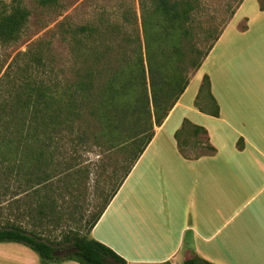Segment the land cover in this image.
Here are the masks:
<instances>
[{"label":"trees","instance_id":"obj_1","mask_svg":"<svg viewBox=\"0 0 264 264\" xmlns=\"http://www.w3.org/2000/svg\"><path fill=\"white\" fill-rule=\"evenodd\" d=\"M152 1L155 8L143 19L142 33L137 30L128 40L110 34L106 43H97L101 51L96 46L85 49L78 66L57 68L41 40L18 52L1 74L0 189L14 180L19 189L30 190L35 205L29 209L28 227L20 221L0 225V242L27 245L44 264L67 260L133 264L92 237V229L153 140L156 127L162 125L186 90L190 81L187 72L201 67L221 32L209 34L214 42L202 50L196 25L192 24L198 0ZM156 14L160 19L154 24L151 19ZM29 16L30 10L22 0H11L8 6L0 0V41L18 40ZM88 31L93 33L88 26L69 32L73 38L69 42L71 53L79 50L73 42L80 39V32L88 35ZM203 94L212 100V115L218 116L219 106L208 75L204 76L196 105L200 106ZM200 134L207 136L203 126L187 119L183 122L175 133L182 153L189 146V136ZM206 144L205 152L213 153L215 148ZM93 151L110 160L100 156L95 162L98 167L112 169L105 186L98 189V195H104L99 209L83 219L76 216L90 165L84 164L83 156ZM58 174L63 178L56 184L53 179ZM56 194L63 198L64 207L69 209L65 211L73 215L77 226L60 240L45 233L61 221ZM61 248L77 251L57 256ZM183 264L214 263L192 253Z\"/></svg>","mask_w":264,"mask_h":264},{"label":"crops","instance_id":"obj_2","mask_svg":"<svg viewBox=\"0 0 264 264\" xmlns=\"http://www.w3.org/2000/svg\"><path fill=\"white\" fill-rule=\"evenodd\" d=\"M256 43L253 40L251 45ZM255 61L258 68L249 71L247 88L236 86L228 67L220 68L218 92L211 83L218 116L212 115L209 98L201 102L202 110L196 105L205 75L193 90V99L184 101L193 83V76L190 78L186 90L162 125L156 127L153 140L92 229V237L133 264H183L192 253L214 264H226L225 253L231 256L233 263L229 264H264V180H255V172L264 175V153L242 129L249 125L264 127V55ZM240 88L247 91V103L236 96L242 93ZM188 111L205 119L215 118L217 122L211 120V124L220 131V138L224 136L226 141L222 142L229 145L231 141L227 152L245 153L253 157L256 165L201 163L203 156L214 155L216 149L187 157L178 148L175 136L186 119L205 125L200 126L209 137L213 134L209 125L194 121ZM202 145L200 149L206 151L207 144ZM251 148L261 158H256ZM224 173L232 177L225 179ZM237 174L247 175L236 179ZM226 211L243 216L233 230L216 239L222 227H218L219 220ZM214 240L218 242L213 243ZM0 264L44 263L34 257L27 245L0 242ZM50 264L80 263L67 260Z\"/></svg>","mask_w":264,"mask_h":264},{"label":"rangeland","instance_id":"obj_3","mask_svg":"<svg viewBox=\"0 0 264 264\" xmlns=\"http://www.w3.org/2000/svg\"><path fill=\"white\" fill-rule=\"evenodd\" d=\"M4 1L7 6L11 2V0ZM22 2L30 10V16L18 40L9 43L0 41V76L18 52L25 51L35 42L41 40L48 46V53L54 59L57 68L69 69L73 64L78 66L81 63V57L85 56V49L96 46L101 51L102 48L97 43H106L110 34H114L119 40H123V38L128 40L137 34V30L142 33L143 19L148 17L155 8L152 0H57L46 5H41L39 0H22ZM159 19L160 17L156 14L151 21L155 20L153 22L155 24ZM192 24L196 25L200 42L198 45L202 50L214 42V37H209V34L218 35L221 32L213 48L204 58L201 67L197 70L189 69L187 72L189 79L193 76V83L190 91L185 94L184 101L188 102L193 99V90L204 75L209 76L214 90L217 91L220 68L228 67L235 77L236 86L247 88L249 71L258 68L255 59L264 55V0H198L197 8L192 13ZM83 26H88L89 29L93 30V33L88 31V35H82L80 32V39L75 41L78 44L73 42L79 47V50H74V53H71L69 42L73 41V38L69 32L73 28ZM253 40L258 42L254 46L251 45ZM240 90L242 93L237 94V98H241L247 103V91L241 88ZM206 98L208 96L203 94L200 101ZM177 114L178 111L175 116ZM188 116L194 121L209 125L213 129L211 137H209L208 131L207 136L209 143L215 147L216 152L214 155L203 156L201 163L211 166L256 165L252 160L253 157L245 155V153L236 151L237 153L229 154L227 152L231 141L229 145L222 142L226 141L225 138H222L224 136L220 138V131L214 129L215 125L211 124V120L217 122L215 118L205 119L194 114L193 111H188ZM239 127L241 128V126ZM242 129L249 135L251 142L255 143L264 153V127L249 125V128L245 126ZM205 138L201 134L196 137L190 135L188 138L189 146L185 149V154L195 157L205 152L204 149H200V146H203L201 144L206 143ZM230 140L233 142V138ZM251 150L256 158H261L258 151L254 148ZM100 156L104 158L105 154H98L97 151H93L85 152L83 156L84 164H90L86 178L82 183L83 192L77 200L79 207L76 208V216H82L83 219L96 212L104 200V195H98V189L105 186L112 168L107 167L105 170L104 166L98 167L95 162H99ZM106 161H110L109 158ZM234 171L235 173L238 172V170ZM244 175L247 174H237L236 179L239 176H241L239 179H243ZM255 175V180H264L263 174L255 172ZM62 176L58 174L53 182L59 183V179L63 178ZM231 177V174L224 173L225 179ZM55 202L58 208L57 214L59 212L61 221L58 226L50 227L45 233L52 239L60 240L64 238L65 232L77 226L74 223L75 219L72 218L73 215H70L69 211H65L69 209L64 207L63 198L56 194ZM34 205L35 202L30 197V190L19 189L17 183L12 180L6 189H0V225L4 226L9 222L20 221L23 226L28 227L31 225L29 209ZM241 216L243 213L240 216L239 214L234 216L233 211H226L219 220L218 227H222L216 239H221L225 232L233 230L239 223ZM217 242L218 240L213 241V243ZM67 250V248H61L58 252L63 253ZM33 254L35 258L40 260L36 252L33 251ZM224 261L226 264L233 263L231 256L226 253L224 254Z\"/></svg>","mask_w":264,"mask_h":264},{"label":"water","instance_id":"obj_4","mask_svg":"<svg viewBox=\"0 0 264 264\" xmlns=\"http://www.w3.org/2000/svg\"><path fill=\"white\" fill-rule=\"evenodd\" d=\"M77 251V249H74V248H72V249H68L67 251H65V252H56V255L57 256H65V255H68V254H72V253H75Z\"/></svg>","mask_w":264,"mask_h":264}]
</instances>
